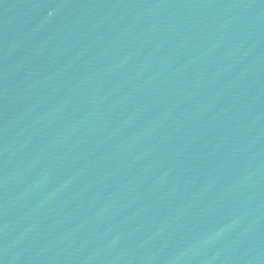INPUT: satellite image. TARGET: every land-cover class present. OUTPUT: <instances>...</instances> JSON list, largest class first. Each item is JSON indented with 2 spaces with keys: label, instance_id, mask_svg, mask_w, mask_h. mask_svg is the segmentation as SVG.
Masks as SVG:
<instances>
[{
  "label": "water",
  "instance_id": "water-1",
  "mask_svg": "<svg viewBox=\"0 0 264 264\" xmlns=\"http://www.w3.org/2000/svg\"><path fill=\"white\" fill-rule=\"evenodd\" d=\"M0 264H264V0H0Z\"/></svg>",
  "mask_w": 264,
  "mask_h": 264
}]
</instances>
